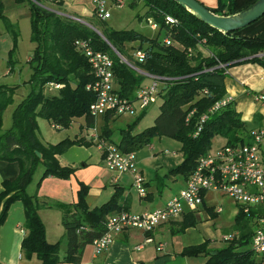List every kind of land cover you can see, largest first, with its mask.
Segmentation results:
<instances>
[{
    "label": "trees",
    "instance_id": "16d2710c",
    "mask_svg": "<svg viewBox=\"0 0 264 264\" xmlns=\"http://www.w3.org/2000/svg\"><path fill=\"white\" fill-rule=\"evenodd\" d=\"M15 1L17 4L27 3L30 7L31 41L35 44L29 80L33 84V92L16 108L12 128L2 132L3 114L12 103L16 88L0 86V175L4 181V191L0 194V228L6 223L11 206L21 202L25 209L24 227L27 234L22 249L27 259L36 256L41 264H80L86 246L104 234L108 215L119 209L120 193L117 192L110 201L90 210L86 201L89 187L80 184L76 213H66L63 217L67 256L62 260L60 244L47 241L37 196H30L27 192L40 166L44 172L38 186L49 177L67 180L76 170L62 167L57 156L65 154L75 145H94L84 138L44 145L37 135L38 117L49 120L61 129H69L81 119L85 121L86 128L96 127L97 119L90 115V107L96 96L87 89L95 79L89 62L76 49V41L89 40L95 50L111 56L117 91L124 98H134L147 79L129 68L116 54L118 52L126 57L128 46L133 52L139 49L146 55L145 63H138V68L166 79L160 96L163 104L154 126L135 134L145 111L126 128H121L117 144L122 151H140L161 136L175 139L182 146L183 162L170 174L188 180L196 170L198 160L214 148L215 138L224 139V145L248 141L251 130L242 121L234 103L212 114L209 111L227 96L225 79L229 76V68L245 63L258 64L264 68V39L240 35L242 30L223 34L198 20L173 0H134L129 4L131 8H135L138 2L146 6L145 15L139 18L154 20L159 25V33L165 32L164 40L166 37L171 38L178 46H167L164 40H150L136 30L106 31L103 35L109 45L85 24L59 14V10L52 8L55 4L62 6V0ZM255 2L257 0L240 9L237 0H218L217 8L208 9L220 16H230ZM2 7L0 2V18L6 22L9 33L17 41L19 30L2 14ZM168 17L175 23H168ZM146 42L149 43L147 47L144 45ZM259 54L263 57L257 56ZM12 58L13 55L9 66L11 70ZM220 64L226 65V68H218ZM52 84L60 85L61 88L56 94L47 95L44 93L46 87ZM204 90L208 91L205 96L202 95ZM204 115L208 119L201 124ZM112 117L111 114L106 116L101 137L114 142L108 124ZM200 127L201 131L198 132ZM207 210L211 212L212 208ZM211 213L213 218L218 216L213 211ZM187 214L180 224L181 229L176 233L198 225L194 212ZM234 231L239 232V237L231 242L226 241L228 245L223 249L210 251L207 241L185 248L182 256L205 255L209 258L207 264H254V255L249 249L253 232L241 213L235 218Z\"/></svg>",
    "mask_w": 264,
    "mask_h": 264
},
{
    "label": "crops",
    "instance_id": "0c3cea01",
    "mask_svg": "<svg viewBox=\"0 0 264 264\" xmlns=\"http://www.w3.org/2000/svg\"><path fill=\"white\" fill-rule=\"evenodd\" d=\"M199 1L209 9L218 7V0ZM254 1L256 0H237V3L241 9ZM14 3H16L15 0ZM239 34L264 39V17L243 29ZM31 59L32 56L28 59V62ZM228 73L229 76L225 79L226 97L231 98L237 112L241 115L242 121L248 126L252 124L249 126L250 130L264 127V104L256 100V95H264V68L258 64L245 63L229 68ZM105 119L106 117L101 118L102 125L100 124V126L98 122L96 123V129L100 134H102ZM120 120L121 118H118V120L113 119L108 123L113 136L115 134L118 136L119 130L126 124H130V122L121 123ZM82 121V119L77 120L70 127L75 130V125L80 126L77 131L75 130V137L65 139L79 140L84 138L87 142H92L88 139L91 129L86 128ZM113 136L111 137L112 141L117 143V139ZM222 140L224 141V139ZM41 142L44 145L57 144L43 140ZM181 147L180 144L177 152L181 151ZM154 150L153 145H150L136 152L139 158V170L146 180L147 196L144 198L133 187L131 176L115 174L106 167L103 153L96 144L91 147L75 145L65 154L57 156L62 167L76 170L69 179L62 180L49 177L42 182L41 186H38L44 169L41 173L35 175L27 192L30 196H37L41 204L39 214L46 227L47 241L50 244H60V257L62 260L67 256V238L63 226V217L66 213H76L75 205L78 204L79 200L80 184L89 187L86 201L90 210L110 201L115 193H120L119 209L108 215L107 219L121 211L140 214L164 208L186 187V178L170 174L173 169L169 171V174L165 172L159 175V169H164L166 166L157 165L156 162L155 165L152 164L157 155ZM142 152L144 153L142 154ZM182 162L183 159H180L178 164L180 165ZM162 179H166L167 183H163ZM180 179L183 186L178 189L177 193L172 194L170 192L165 196V188H169L171 183L178 182ZM3 182L0 175V194L4 191ZM210 197L211 195L208 196L206 205L194 213L198 224L201 223V220L215 219L212 217V213L207 210V208H210L207 205ZM212 211L215 213L214 208H212ZM234 215H237V211ZM183 219L184 217L175 222L164 224L151 234L134 229L124 231L118 234L113 245L99 256H95L93 244L88 245L83 252L80 264H207L208 257L203 255L185 257L182 256L183 250L187 247L202 245L207 241L209 242L208 250L210 251L225 248V246L221 247V244L213 242L212 239L207 240L199 234L200 231L197 226L189 228L185 232L176 233L181 229L180 224ZM25 221L24 205L21 202L14 203L10 208L6 223L0 228V262L2 264H41L36 256L27 259L22 249L23 241L27 237L24 227ZM147 239H152V242H146ZM159 246H163L162 251L158 250Z\"/></svg>",
    "mask_w": 264,
    "mask_h": 264
},
{
    "label": "built area",
    "instance_id": "2783aa9c",
    "mask_svg": "<svg viewBox=\"0 0 264 264\" xmlns=\"http://www.w3.org/2000/svg\"><path fill=\"white\" fill-rule=\"evenodd\" d=\"M133 1L92 0L94 15L100 21L106 22L112 17L114 9L125 8ZM167 21L175 23L170 17ZM148 24L153 31L159 29V25L152 19L148 20ZM164 43L167 46L175 45L168 37L165 38ZM75 47L89 62L95 79L87 87L96 96L95 102L90 107L92 117L97 119L111 114L113 117L138 118L161 99V90L166 79L149 75L126 58L120 57L129 67L151 80L149 85L141 87L136 92L134 98H124L117 91L111 56L95 50L89 40L76 41ZM133 56L137 64L145 63L146 55L142 50H135ZM257 56L263 57L262 54ZM218 68H226V65L220 64ZM52 86L55 90L61 88L60 85L52 84ZM207 94V90L202 92L203 96ZM256 100L264 104V95H256ZM230 103H233L231 98L225 97L209 112L215 113ZM207 119L208 116L204 115L201 124ZM56 128L61 129L59 126ZM200 131L201 127L198 132ZM88 139L102 151L106 167L111 172L131 176L133 187L139 195L143 198L147 196L146 180L139 170V158L136 152L122 151L118 144L102 138L96 127L91 129ZM211 193L229 196L237 206V215L241 213L246 220L255 223L250 249L254 255V264H264V127L251 130L248 141L244 144L223 145L209 150L198 160L196 170L187 180L186 187L164 208L140 214L121 211L111 215L106 221L104 234L93 242L95 256L107 251L113 245L116 236L124 231L134 229L151 234L158 227L175 222L188 212H197L205 206ZM214 211L219 215L223 213V208L219 207ZM82 230L86 229L82 228ZM239 235V232H236L234 236H226L225 240L233 241ZM146 242H152V239H147ZM158 250L162 251L163 246H159Z\"/></svg>",
    "mask_w": 264,
    "mask_h": 264
},
{
    "label": "rangeland",
    "instance_id": "374dc122",
    "mask_svg": "<svg viewBox=\"0 0 264 264\" xmlns=\"http://www.w3.org/2000/svg\"><path fill=\"white\" fill-rule=\"evenodd\" d=\"M0 2L3 5L1 9L2 14H5L8 17L11 24H13L19 30L20 34L17 41H15V38L9 33V30L7 29L6 22L0 18V86L16 88L13 94V101L5 109L3 114L2 132H6L10 128H12L14 124V112L18 105L33 92V84L29 83V80L32 76V66L30 62H28V59H30V57L33 55L35 45L31 41L32 31L29 5L27 3L16 4L14 3V0H0ZM62 2V7L58 4H55L54 7H50L55 8L57 11L59 10V14L70 17L73 20L77 19L78 22L82 21L89 24L97 31H99L102 35L106 31L136 30L150 40L158 39L159 42H163L164 40L165 32L159 33L158 30L153 31L150 28L148 20L145 17H143V19L139 18V16H144L146 13V6L142 2H138L135 8H131L129 5H127L122 9H114L112 11V17L106 22L100 21L94 15V6L92 4V0H62ZM135 45L138 48V43H136ZM144 45L145 47H147L149 43L146 42ZM175 46L178 45L175 44ZM132 52L133 51L130 50V46H128L127 56H121L126 58L134 66L138 67L137 61ZM11 55H13V58L11 60V66L13 67L12 70L11 68H9ZM146 78V81L142 84L141 87L147 86L151 83L150 78ZM44 93H47V95H53L57 93V90L53 89L52 85H49L46 87ZM162 104L163 100L160 99L146 111L144 118L140 121L139 125L135 129V134L141 133L146 129L154 126L155 120L160 114V108ZM101 118L102 117L97 118L99 126L100 124L102 125ZM118 118H121V123H131L136 119L134 117ZM118 118L112 117L111 119L118 120ZM37 122L39 127L37 132L38 137L41 140L50 143H58L65 138H74L75 130L77 131L80 128L79 125H75V130H72L71 128L59 130L49 120L41 117H38ZM82 123L85 124V121L83 120ZM126 125L122 128H126ZM251 125L252 124H249V126ZM120 130L118 136L117 134L113 136L115 139H117V142H119L118 139H120ZM223 143L224 141L222 140V138L217 140L215 139L213 147H220L224 145ZM152 145L155 148L154 153L157 154L156 159L152 162V164L156 162L157 165L166 166L164 167V169H159V175H162L165 172L169 174L170 170L176 168L179 165L178 162L180 161V159H183V154L181 153V151L177 152L180 147V143L175 139L165 136L157 137L153 140ZM144 152H142V154ZM43 169L44 168H41L40 166L36 174L41 173ZM162 182L167 183V180L162 179ZM182 186L183 182L181 179L178 182L171 183L169 188H165V196L170 192L172 194L177 193L178 189ZM210 195L211 197L207 203L208 207L214 209L222 207L223 213L219 214L216 218L214 217L215 219H210L207 221L201 220V223L197 225V228L200 231L199 234L204 236L207 240L212 239L213 242L221 244V247H226L228 243L226 242L225 237L229 235H236V231H234V222L236 216L234 215V213L237 211V206L234 201L227 195H222L220 193H211ZM247 222L249 223L250 229L253 232L256 227L255 223L248 220ZM251 243L252 240L250 242L249 249L251 248Z\"/></svg>",
    "mask_w": 264,
    "mask_h": 264
},
{
    "label": "water",
    "instance_id": "95a60500",
    "mask_svg": "<svg viewBox=\"0 0 264 264\" xmlns=\"http://www.w3.org/2000/svg\"><path fill=\"white\" fill-rule=\"evenodd\" d=\"M192 13L198 20L210 26L211 28L222 32L223 34H229L232 32L241 31L253 23L264 17V0H258L248 8L230 16H220L206 8L202 3L197 0H173ZM75 19V18H74ZM77 20V19H76ZM78 21V20H77ZM80 21V20H79ZM92 30H94L101 38L109 44L104 35H102L95 28L87 23L80 21ZM110 45V44H109ZM114 50V49H113ZM115 51V50H114ZM116 52V51H115ZM116 54L122 58V56L116 52ZM41 157L40 153H37ZM217 253H214L216 255ZM205 257V255H203Z\"/></svg>",
    "mask_w": 264,
    "mask_h": 264
}]
</instances>
